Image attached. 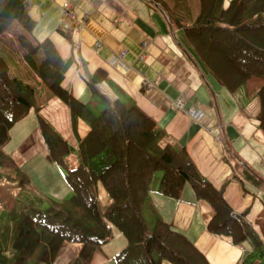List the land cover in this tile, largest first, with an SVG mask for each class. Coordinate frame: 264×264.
<instances>
[{
    "label": "trees",
    "instance_id": "trees-1",
    "mask_svg": "<svg viewBox=\"0 0 264 264\" xmlns=\"http://www.w3.org/2000/svg\"><path fill=\"white\" fill-rule=\"evenodd\" d=\"M162 4L209 74L231 93L244 88L249 99H259L264 134V0H231L227 6L225 0H199L197 11L191 5L187 10L170 6L169 0ZM27 7L28 0H0V33L15 21L31 30L34 21ZM19 40L35 73L70 108L73 126L81 119L90 131L80 139L79 161L70 167L67 157L75 149L39 114L34 87L12 76L0 54V183L6 180L19 189L13 194L0 185V264H56L67 242L82 244L69 264H93L95 252L114 237V228L127 241L114 257L116 264H211L153 210L151 185L157 173L162 174L158 192L168 197L179 199L191 184L212 211L211 233L230 237L236 245L251 243L240 264H262L260 236L243 214L233 211L222 189L202 177L186 148L164 143L165 131L135 103L107 100L96 113L63 87L62 60L50 40L34 44L25 34ZM31 110L37 114L47 159L67 168L69 198L36 190L4 149L13 126ZM99 184L108 195L104 212ZM147 211L155 219L149 221Z\"/></svg>",
    "mask_w": 264,
    "mask_h": 264
},
{
    "label": "crops",
    "instance_id": "crops-1",
    "mask_svg": "<svg viewBox=\"0 0 264 264\" xmlns=\"http://www.w3.org/2000/svg\"><path fill=\"white\" fill-rule=\"evenodd\" d=\"M66 1L71 2L80 24L64 33L60 24ZM162 1L28 0L27 10L34 25L31 30L23 25L24 30L17 29L21 33L14 45L18 43L26 52L19 67L9 66V73L12 71L25 81L23 78L30 76L25 65L34 71L19 35L25 34L34 44L50 40L62 60L63 87L93 111L107 105V100L139 106L165 131L164 143L187 149L202 177L222 189L233 211L243 214L264 243V134L259 129L260 101L257 97L249 99L244 88L231 93L209 74L187 43L183 29L171 23ZM174 3L184 10L189 8V0ZM12 24L0 33V50L10 48L4 43L6 35L15 38L10 30ZM97 42L100 46H96ZM123 51L125 57L113 62L112 56ZM35 75L37 87L29 84L35 89L39 114L76 151L90 127L80 119L75 128L70 108ZM178 100H182L181 106L177 105ZM191 107L203 110L205 120L191 118ZM10 136L8 148L6 144L4 149L28 173L34 188L57 199L69 196V186L63 180L65 174L60 172L59 176L55 174L56 181L49 180L53 168L47 159L48 148L36 112L31 110L16 123ZM158 185L151 191L155 213L173 230L184 234L211 264H240L252 250L248 241L236 245L230 237L209 231L212 211L196 197L191 184L185 185L179 199L162 195ZM98 196L104 212L108 195L102 184L98 186ZM126 244L125 237L114 231V237L95 252L92 263L116 264L114 257ZM81 248V243L67 242L57 264H69Z\"/></svg>",
    "mask_w": 264,
    "mask_h": 264
},
{
    "label": "rangeland",
    "instance_id": "rangeland-1",
    "mask_svg": "<svg viewBox=\"0 0 264 264\" xmlns=\"http://www.w3.org/2000/svg\"><path fill=\"white\" fill-rule=\"evenodd\" d=\"M174 1L175 0H169V4H170V6L172 5H175V3H174ZM230 1V0H229ZM229 3V2H228ZM228 3H227V1H225V6H227L228 5ZM189 5H191L192 7H194L195 8V10L197 11L198 9H199V0H189ZM14 24V25H13ZM12 25L13 26H11V28H10V30L13 32V35H14V39H9V37L6 35L5 37H6V39H5V44L7 45V46H9L10 48H9V50H6V51H4V50H0V52L2 53V55L6 58V60L8 61V64H9V66H10V69H11V67H15V66H17V67H19V65H21V61L23 62V60H22V54L24 53V52H26L25 51V49L24 48H22V46L21 45H19L18 43H17V45L15 46L14 44V42L15 41H18L17 40V36H18V34L19 33H21L20 32V30H17L18 28H22L23 30H24V28L22 27V25H20L18 22H14ZM25 67L26 68H28L29 69V73H30V76H25V78H23L26 82H28V83H30V84H32L33 86H35V87H37L36 86V83H37V78H36V75H35V73H34V71H32V69L28 66H26L25 65ZM11 72V74L13 75V76H15V73H12V71H10ZM44 85V84H43ZM46 88H48L46 85H44ZM106 104H104V106H102V108H96V112L97 113H101L102 111H103V109H105L106 108ZM8 145L9 144H7V146H6V150H7V148H8ZM69 156H71V157H69ZM68 157H67V163L70 165V167L72 166V167H74L75 166V164L78 162V155H77V152L76 151H73L70 155H69ZM50 162V161H49ZM50 164L52 165V168H53V175L51 176V178L49 179V180H54V181H56L57 179H55L54 177H56V175L55 174H57V176H59L58 175V173H60V172H62V174H63V176H64V174L66 173V171H67V168H66V166H63V165H55L54 163H52V162H50ZM58 164V163H57ZM161 176H162V174L161 173H157L156 175H155V177H154V180H153V182H152V185H151V189H153L154 188V186L155 187H157V185H158V183H159V181H160V178H161ZM63 180H64V177H63ZM65 181V180H64ZM6 182V183H5ZM8 182L6 181V180H3L1 183H0V185H1V187H2V189H3V191H10V192H12L13 194H15V193H17L18 192V188L17 187H9L8 186V184H7ZM39 185L41 184V183H39V182H37ZM54 184L56 185V183L54 182L52 185L54 186ZM67 184V183H66ZM69 188V187H68ZM70 189V188H69ZM153 191V190H152ZM72 195V191H71V189H70V194H69V196H66L65 198H69L70 196ZM61 199H64V197L63 198H61ZM0 210H1V208H0ZM146 216H147V218H148V220L149 221H151V220H153V219H155V213H152V212H149V211H147L146 212ZM114 231L116 232V233H119L120 234V232L117 230V229H115L114 228ZM66 245V244H65ZM78 254H79V251H78ZM56 264H57V260H56V262H55ZM262 264H264V260L262 261Z\"/></svg>",
    "mask_w": 264,
    "mask_h": 264
},
{
    "label": "built area",
    "instance_id": "built-area-1",
    "mask_svg": "<svg viewBox=\"0 0 264 264\" xmlns=\"http://www.w3.org/2000/svg\"><path fill=\"white\" fill-rule=\"evenodd\" d=\"M81 23L83 24L84 22L81 21ZM76 24H80V22L76 18L71 2L66 1L63 3V17L60 24L61 30L66 33ZM96 46H100V42H97ZM125 55H126V51L121 52V54L119 55H113L112 61L113 62L118 61L124 58ZM181 104H182V100H178L177 105L181 106ZM188 114L190 115L191 118L200 122H202L206 118V114L203 112V110L199 108H194V107L189 108Z\"/></svg>",
    "mask_w": 264,
    "mask_h": 264
}]
</instances>
